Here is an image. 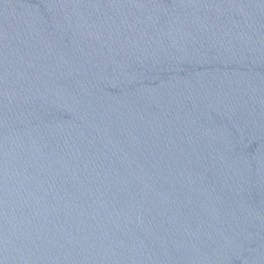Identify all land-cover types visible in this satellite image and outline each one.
<instances>
[{
	"label": "water",
	"instance_id": "obj_1",
	"mask_svg": "<svg viewBox=\"0 0 264 264\" xmlns=\"http://www.w3.org/2000/svg\"><path fill=\"white\" fill-rule=\"evenodd\" d=\"M0 264H264V0H0Z\"/></svg>",
	"mask_w": 264,
	"mask_h": 264
}]
</instances>
